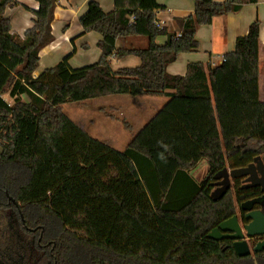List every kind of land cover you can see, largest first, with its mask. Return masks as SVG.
<instances>
[{
  "label": "trees",
  "instance_id": "16d2710c",
  "mask_svg": "<svg viewBox=\"0 0 264 264\" xmlns=\"http://www.w3.org/2000/svg\"><path fill=\"white\" fill-rule=\"evenodd\" d=\"M258 1L194 0L193 13L175 20L178 34L157 20L165 10L157 0H113L110 13L89 1L78 22L82 34L100 35L99 60L71 68L70 53L35 77L40 52L54 41L57 1L36 0L32 10L0 0V264H248L251 255L239 258L230 241L207 235L259 194L237 179L218 201L210 196L217 173L264 153L260 22L219 65L190 63L184 76L167 67L198 50L199 28ZM9 6L33 15L22 38L4 16ZM130 37L147 45L115 47ZM128 56L140 64L112 69V59ZM116 95L168 100L123 151L89 137L62 111ZM202 161L208 170L197 183L191 172ZM252 256L264 264L263 255Z\"/></svg>",
  "mask_w": 264,
  "mask_h": 264
},
{
  "label": "crops",
  "instance_id": "0c3cea01",
  "mask_svg": "<svg viewBox=\"0 0 264 264\" xmlns=\"http://www.w3.org/2000/svg\"><path fill=\"white\" fill-rule=\"evenodd\" d=\"M15 1L32 10L38 9L36 0ZM56 1L57 7L54 13V20L51 24L54 41L40 52L39 68L34 74L35 77H37L44 69L51 68L58 64L67 54L70 53H73L68 61L71 68H80L96 63L101 56V52L96 46L101 39L100 35L95 32L82 34L78 19L86 11V6L89 1H95L99 4L103 12L110 13L113 10V0ZM213 2L219 4L225 2V0H213ZM157 3L160 6L165 7V10L157 12L156 18L170 33H179V28L175 23L176 19L185 18L194 11V0H157ZM4 16L10 19L12 32L21 38L23 37L24 32L32 27L33 15L21 7H7ZM256 20L260 22L259 99L261 102H264V0H259L255 4L243 5L239 12L215 18L211 25L199 28L196 33L197 40L199 41L198 50L196 52L179 55L177 60L167 67V73L174 76H184L187 65L190 63L211 64L213 66L219 65L223 56L234 50L236 38L245 35L249 25ZM165 41V37H158L156 39L158 45H163ZM146 45L147 40L140 37L118 39L115 42V47L117 49L128 47L143 48ZM78 56H80L79 61L77 62L79 66L72 65V62L75 58H78ZM139 64V59L134 56H128L121 60H111V67L115 71L121 68L137 67ZM139 98L144 99L132 100L122 98L120 100H129L135 105L146 103L149 107L139 113L141 116L137 115V112H135L122 115L121 118L117 116V118L109 119L111 121H120L123 125L144 126L168 101L164 97ZM207 170V163L202 161L197 168L191 172V175L194 180L199 183L205 177Z\"/></svg>",
  "mask_w": 264,
  "mask_h": 264
},
{
  "label": "water",
  "instance_id": "95a60500",
  "mask_svg": "<svg viewBox=\"0 0 264 264\" xmlns=\"http://www.w3.org/2000/svg\"><path fill=\"white\" fill-rule=\"evenodd\" d=\"M264 153L256 158L251 164L244 168L230 170L223 169L214 176V190L211 193L213 201H218L227 191L231 189L234 180H242L243 189H258L264 193ZM6 196H8L6 194ZM9 201L15 205L19 213L21 222L24 223L20 210L15 201L8 197ZM259 207V208H255ZM240 210L244 213L245 224H241L238 216L235 214L231 218L223 221L219 226L213 229L207 238L212 241L230 240L232 247L239 258L248 257L251 250L248 240L254 238H264V195L243 201ZM264 251V240L257 243L253 248L254 253Z\"/></svg>",
  "mask_w": 264,
  "mask_h": 264
},
{
  "label": "rangeland",
  "instance_id": "374dc122",
  "mask_svg": "<svg viewBox=\"0 0 264 264\" xmlns=\"http://www.w3.org/2000/svg\"><path fill=\"white\" fill-rule=\"evenodd\" d=\"M79 57L80 56L74 59L72 65L74 64L79 66L77 63L79 61ZM122 98L132 100L144 99L139 97L132 98L122 95L108 96L94 100H88L82 102L81 104H65L62 106V111L89 137L100 141L101 143L116 151H123L127 143L131 141L132 137L140 131L143 125H123L120 121H111L109 119V115H112L114 118H117V116L121 118L122 115L135 112H137V115H139V113L143 112L149 106L146 103H139L138 105H135L129 100H120ZM3 99L10 105L13 103V101L7 95L3 96ZM232 187L233 184L231 186V190L233 189ZM6 197L8 199L10 196L8 195ZM236 213H238V204H236ZM247 263L258 264V261L254 259V256L251 255V258Z\"/></svg>",
  "mask_w": 264,
  "mask_h": 264
},
{
  "label": "flooded vegetation",
  "instance_id": "af4514ba",
  "mask_svg": "<svg viewBox=\"0 0 264 264\" xmlns=\"http://www.w3.org/2000/svg\"><path fill=\"white\" fill-rule=\"evenodd\" d=\"M263 176H264V170H263ZM240 180V183L242 184V180L241 179H239ZM233 185H234V181H233ZM242 186H243V184H242ZM259 189V188H258ZM247 190H251V189H247ZM264 195V193H262L260 190H259V194L257 195V196H254V197H251V198H249V199H247V200H251V199H255V198H259V197H261V196H263ZM242 203V202H241ZM240 203V204H241ZM240 204H238V213H236V215L238 216V218H239V220H241V224L242 225H244L246 222H245V220H244V213L240 210V208H239V206H240ZM255 208H259V207H255ZM264 240V238H254V239H250V240H248V245H249V248H250V250H251V254L250 255H255V254H261V255H263L264 256V251H262V252H260V253H254L253 252V248L255 247V245L257 244V243H260V242H262ZM223 241V240H222ZM227 241V240H226ZM228 241H230V240H228ZM231 243H232V241H230Z\"/></svg>",
  "mask_w": 264,
  "mask_h": 264
},
{
  "label": "built area",
  "instance_id": "2783aa9c",
  "mask_svg": "<svg viewBox=\"0 0 264 264\" xmlns=\"http://www.w3.org/2000/svg\"><path fill=\"white\" fill-rule=\"evenodd\" d=\"M223 59V58H222ZM221 62H222V60H221Z\"/></svg>",
  "mask_w": 264,
  "mask_h": 264
}]
</instances>
